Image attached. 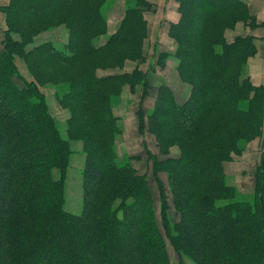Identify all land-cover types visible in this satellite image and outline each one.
<instances>
[{
	"label": "trees",
	"instance_id": "obj_1",
	"mask_svg": "<svg viewBox=\"0 0 264 264\" xmlns=\"http://www.w3.org/2000/svg\"><path fill=\"white\" fill-rule=\"evenodd\" d=\"M103 2L0 5L7 23L0 49V264H170L166 237L192 264H264V149L251 196L228 183L223 168L242 152L241 142L264 127V85L243 76L256 52L252 38H223L225 23L248 16L245 0H177L179 18L170 22L168 35L177 43V69L190 85L189 96L180 103L161 84L148 115L161 150L180 147L178 156L148 155L165 233L146 173L131 164L132 156L120 159L116 149L121 129L112 101L122 84L140 82L142 71L97 73L104 64L122 67L127 59L144 58L143 12L151 3L131 0L115 32L97 44L107 32ZM59 25L67 28L65 44L49 40L26 49L38 33ZM16 57L32 80L22 76ZM46 81L68 85L59 97L70 111L67 134L83 142L77 213L65 207L71 148L39 89ZM160 171L167 172L180 213L176 221Z\"/></svg>",
	"mask_w": 264,
	"mask_h": 264
},
{
	"label": "rangeland",
	"instance_id": "obj_2",
	"mask_svg": "<svg viewBox=\"0 0 264 264\" xmlns=\"http://www.w3.org/2000/svg\"><path fill=\"white\" fill-rule=\"evenodd\" d=\"M4 2L7 4L9 0ZM129 2L131 0H104L102 5L107 18V32L97 37V44H102L108 35L115 32ZM149 2L151 3L150 9L143 12L148 29L143 40L144 58L141 60L127 59L122 67L104 64L97 68V72L111 75L129 73L136 68L142 71L141 81L134 85L122 84L118 96L112 101L113 112L118 117L117 123L121 129L116 136V149L120 159L124 156H132L131 164L139 173H146L153 192L158 221L163 233H165L162 220H160L159 188L155 175L152 174L151 159L148 155L152 153L151 155L158 159H164L167 156H178L180 147L177 144H171L167 153L163 149L161 150L155 134L148 127V115L155 105L161 83H167L178 93L181 99L180 103L187 99H185L186 96H189L185 93L183 97V93L188 89L190 92V85L179 76L178 59L175 57L177 43L168 35L165 29L179 14L178 7L176 10L177 0H149ZM262 2L263 5H261V0H255L253 6L246 2L245 7L248 16L236 19L232 25L225 23L222 29L223 38L226 41H232L238 36L252 38L256 52L246 60L243 76H247L254 85H264V0ZM162 18L165 20L164 26L160 22ZM217 20L218 24H222L232 20V17H222ZM6 29L5 14L0 12V49H3L4 46L3 39ZM13 34V36L19 37L18 33ZM49 40L59 46L65 44L67 42V28L64 25H59L41 31L33 37V41L26 46V49ZM14 60L22 76L26 80H32L23 59L16 57ZM17 82L20 83V80H17ZM68 88L65 83L56 85L50 81L39 85V89L45 95L48 110L55 119L61 136L69 140L71 155L65 179V207L77 213L80 211L82 200L83 179L81 169L84 165L85 151L83 142L80 139H71L67 134V120L70 111L68 108L61 106L59 97H63ZM141 118H143L142 122ZM241 144L243 145L242 152L233 154L230 161L224 162L223 168L228 183L234 185L241 195L251 196L254 192L257 166L264 149V127L260 135L249 141H243ZM158 175L167 197L170 219L176 221L179 219L180 213L175 208L174 195L170 190L167 172L160 171ZM166 243L170 264H179L180 261L184 264H192V261L186 256L180 257L178 255L167 237Z\"/></svg>",
	"mask_w": 264,
	"mask_h": 264
},
{
	"label": "crops",
	"instance_id": "obj_3",
	"mask_svg": "<svg viewBox=\"0 0 264 264\" xmlns=\"http://www.w3.org/2000/svg\"><path fill=\"white\" fill-rule=\"evenodd\" d=\"M5 0H1L0 1V4L2 5V4H5V2H4ZM149 1V0H148ZM245 2H247V3H250V5H254L255 4V0H245ZM261 5H263V2H262V0H261ZM177 7H178V2H177V6H176V10H177ZM145 15V14H144ZM122 16H123V14H122ZM122 16H121V18H122ZM264 16V15H263ZM263 16H261V17H263ZM178 18H179V14H178V16L176 17V18H174L173 19V21H176V20H178ZM118 21H119V19H118ZM161 25L162 26H164V24H165V20L162 18L161 19ZM165 29L167 30V32H168V29H169V27L168 28H166L165 27ZM110 31V30H109ZM145 54V53H144ZM168 63V62H167ZM165 64L166 66L168 65V64ZM98 73V72H97ZM99 74V73H98ZM99 75H106V74H104V72H103V74H99ZM161 84H165V85H168L167 83H165V82H163V83H161ZM160 84V85H161ZM170 87V86H169ZM171 88V87H170ZM172 89V88H171ZM172 91H173V93H174V95H175V98H176V100L178 101V102H181V99H180V97H179V95H178V93L176 92V91H174L173 89H172ZM185 93L186 94H189V89L188 90H186L184 93H183V97L185 96ZM181 96H182V94H181ZM187 98V96L185 97V99Z\"/></svg>",
	"mask_w": 264,
	"mask_h": 264
}]
</instances>
